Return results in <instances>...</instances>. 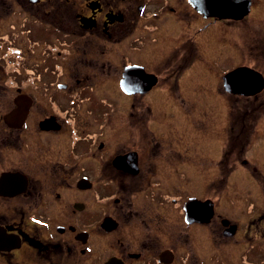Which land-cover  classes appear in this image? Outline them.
Returning <instances> with one entry per match:
<instances>
[{
    "label": "flooded vegetation",
    "instance_id": "1",
    "mask_svg": "<svg viewBox=\"0 0 264 264\" xmlns=\"http://www.w3.org/2000/svg\"><path fill=\"white\" fill-rule=\"evenodd\" d=\"M238 66L264 84V0H0V264H264V85L227 90Z\"/></svg>",
    "mask_w": 264,
    "mask_h": 264
},
{
    "label": "water",
    "instance_id": "2",
    "mask_svg": "<svg viewBox=\"0 0 264 264\" xmlns=\"http://www.w3.org/2000/svg\"><path fill=\"white\" fill-rule=\"evenodd\" d=\"M190 2L196 10L206 15L241 18L248 12L250 0H190ZM223 82L227 90L243 95L259 91L264 85L261 74L247 66H238L227 72L223 76Z\"/></svg>",
    "mask_w": 264,
    "mask_h": 264
},
{
    "label": "rangeland",
    "instance_id": "3",
    "mask_svg": "<svg viewBox=\"0 0 264 264\" xmlns=\"http://www.w3.org/2000/svg\"><path fill=\"white\" fill-rule=\"evenodd\" d=\"M239 37H241V35L239 36ZM241 43V42H240ZM247 52V50H246V47H244V48H241L240 50H239V53H240V56H241V54L243 55L244 53H246ZM242 58H244V56L242 57ZM33 63V62H32ZM205 79L206 78H202V79H199L198 81L196 80V81H194L193 82V84H192V86H196V89L197 90H199L200 92H205V94H204V96H203V99H202V101L205 103L206 102V105H210L211 107H212V109H211V112H212V114H213V111H216L217 113H218V107H219V103L221 102L219 99L216 101V105H215V102H214V104H211V101H210V103L209 102H207V100L211 97V98H218L219 96H221V95H219V94H217L215 91L213 92V93H209L208 92V87H210L212 84H210L209 83V81H205ZM208 97V98H207ZM225 98H229L228 100H229V102H231L233 99H232V97H230V95H226V96H224ZM224 97H222V105H223V108L225 107V101L226 100H224L225 98ZM202 98V97H201ZM118 100V99H117ZM228 100L226 101V102H228ZM240 102H242V101H240ZM212 103H213V101H212ZM216 106H217V108H216Z\"/></svg>",
    "mask_w": 264,
    "mask_h": 264
}]
</instances>
